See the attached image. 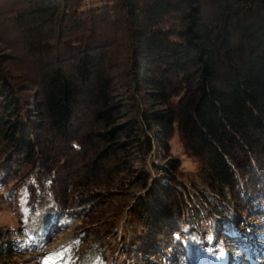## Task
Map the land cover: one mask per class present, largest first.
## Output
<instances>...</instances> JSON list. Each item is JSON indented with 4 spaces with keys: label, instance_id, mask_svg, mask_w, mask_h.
<instances>
[{
    "label": "trees",
    "instance_id": "16d2710c",
    "mask_svg": "<svg viewBox=\"0 0 264 264\" xmlns=\"http://www.w3.org/2000/svg\"><path fill=\"white\" fill-rule=\"evenodd\" d=\"M100 2L0 0V192L28 220L45 197L63 219L98 203L90 224L104 223L101 237L80 232L43 254L49 264H74L81 249L125 264L123 218L132 264H192L193 249L201 264L219 262L225 243L246 244L237 230L250 239L264 227V0ZM118 31L129 36L122 87ZM15 59L28 75L9 68ZM89 112L101 128L80 132ZM176 134L195 177L172 156ZM13 160L27 171L18 189L7 186ZM101 176L107 193L62 203L66 177L80 191Z\"/></svg>",
    "mask_w": 264,
    "mask_h": 264
},
{
    "label": "rangeland",
    "instance_id": "374dc122",
    "mask_svg": "<svg viewBox=\"0 0 264 264\" xmlns=\"http://www.w3.org/2000/svg\"><path fill=\"white\" fill-rule=\"evenodd\" d=\"M100 3V0H85L86 8H90L91 6H99ZM116 37L121 41V45L118 50L116 48L114 49L115 59L117 58V61L119 62V68L116 69L115 73L118 75V86L122 87L125 84L126 78L128 77V67H126L125 64H127V55L129 53L124 52V49L129 46V36L124 32L118 31ZM0 49L2 51H0V53H5L7 51L3 45ZM8 66L14 71L15 74L18 75H28V70L30 72V67L20 59H15V61L9 63ZM99 127H95V123H93L92 120V114L89 112L86 114V118L83 126L80 128V132H88L89 130L96 131L99 129ZM170 145L172 156L181 160L182 169L184 170L187 177H195L199 165L195 159L190 158L185 153L178 134L174 136L173 140L170 142ZM51 148L53 153L52 156L54 157L51 164L55 169L61 171L60 174L63 178L67 172H63L64 168L61 163L63 158L67 157L64 155V153L61 154V152V155H58L56 153V150L58 149L55 147V145ZM54 153L57 155H54ZM91 158L92 155L86 157V160L84 161V157H81L78 163L81 165L89 161ZM21 164V161L16 163L15 160L10 161L9 163V169L13 173V178H11L7 185L9 189H18V186L20 185L19 179L26 176L27 171L26 169L24 170L21 168L23 166ZM67 179L68 178L66 177V183H63L62 188H59L58 186V189H60L61 201L65 205L74 204L77 199L82 200V197L84 198L89 196V200H92L93 194L101 195L107 193L108 189L106 184L110 182L104 176H101L100 179L97 180L95 184L90 185L89 188L75 191L64 188V184L67 185L68 183L70 184L71 182L76 181L75 177H72V179L69 181ZM4 194V192H0V264H37L38 257L40 256L42 262L41 264H49V259L43 256L44 253L52 252L74 242L76 236L80 234V232H90L91 239L95 234L98 237H101L102 230H105V225L104 223L102 224V222H99V224H94L93 226L90 224L92 218L95 217L96 213L100 210L98 209V203L96 202H94V204L92 203L91 205L86 204L84 207H82V209L85 211L81 209V211L79 210L77 213H73L72 219H63L61 215L63 210L61 207L49 197H45L37 206L35 211L32 209L33 207L30 209V211L33 210L34 217L28 220L26 217L28 216L27 213L29 212L23 211L20 201L16 199H14V201H8L4 198ZM112 200L119 201L120 196H113ZM251 224L254 225L255 222L251 221ZM132 228L133 227L126 224L125 218H123L118 225L120 234L119 243L125 247V249L123 248L122 254L126 255L127 257H129V254L126 252L131 249H129V247H131L132 240H134ZM254 229H256L259 234L257 237L254 234V236L251 235L253 237L250 239H245L243 231L237 230L236 236L243 239L246 244L242 246L239 242L225 243L222 247H220V249H218L217 252H215V254H217L216 257L219 258V262L211 263L264 264V227H256ZM87 235L85 236L86 245L88 244L87 241L89 239ZM81 250V258H79V260L74 264H98L101 261V257L99 255H92L87 253L84 249ZM135 250L136 249H131L129 253H131V255L136 258L137 251ZM138 254L141 256V253ZM196 255L195 249H193V253L191 255L192 264H201L199 260H197ZM210 255L213 256L212 253ZM127 257H125L123 262L125 264H132V261L128 260ZM149 259L150 258L148 257V260ZM114 260V263L105 264H120L116 263Z\"/></svg>",
    "mask_w": 264,
    "mask_h": 264
}]
</instances>
